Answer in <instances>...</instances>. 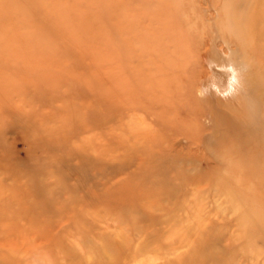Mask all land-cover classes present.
I'll return each mask as SVG.
<instances>
[{
    "label": "rangeland",
    "instance_id": "374dc122",
    "mask_svg": "<svg viewBox=\"0 0 264 264\" xmlns=\"http://www.w3.org/2000/svg\"><path fill=\"white\" fill-rule=\"evenodd\" d=\"M0 264H264V0H0Z\"/></svg>",
    "mask_w": 264,
    "mask_h": 264
},
{
    "label": "bare ground",
    "instance_id": "6f19581e",
    "mask_svg": "<svg viewBox=\"0 0 264 264\" xmlns=\"http://www.w3.org/2000/svg\"><path fill=\"white\" fill-rule=\"evenodd\" d=\"M229 75H230V74H229ZM229 75H228V76H229ZM228 76H227V77H228ZM232 76H233V74H232ZM222 77H223V75H222ZM227 77H225V78L228 80ZM230 78L234 79V77H230ZM227 80L224 81L225 83L223 84V86H222L221 88H222V89H225V88H226L228 91H230V90L232 89V87H233V84H232V82L230 81L231 79L228 80V82H227ZM233 81H234V80H233ZM221 82H222V81H221ZM226 82H227V83H226ZM221 85H222V84H221ZM221 85H220V86H221ZM219 89H220V88H219ZM221 91H222V90H221ZM224 91L226 92V90H224ZM228 91H227V92H228ZM235 110H236V109H235Z\"/></svg>",
    "mask_w": 264,
    "mask_h": 264
}]
</instances>
